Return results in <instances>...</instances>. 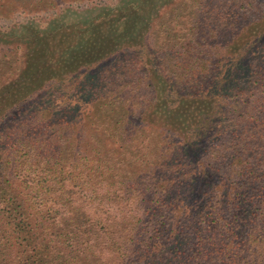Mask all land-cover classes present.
Instances as JSON below:
<instances>
[{
	"label": "trees",
	"instance_id": "1",
	"mask_svg": "<svg viewBox=\"0 0 264 264\" xmlns=\"http://www.w3.org/2000/svg\"><path fill=\"white\" fill-rule=\"evenodd\" d=\"M47 11L0 28V264H264V2L0 0Z\"/></svg>",
	"mask_w": 264,
	"mask_h": 264
},
{
	"label": "rangeland",
	"instance_id": "2",
	"mask_svg": "<svg viewBox=\"0 0 264 264\" xmlns=\"http://www.w3.org/2000/svg\"><path fill=\"white\" fill-rule=\"evenodd\" d=\"M261 2H264V0H261ZM79 4V3H76ZM75 4V5H76ZM257 7V12L261 9L260 6L256 5ZM54 11H47V12H39V13H35V14H21L18 13L16 14L15 17H13V19H8V18H0V28L1 29H6V28H11V25L16 24V22H20L23 20V22H27V21H35L37 24H41L44 26L43 23H45V21L48 20V18H50V16H52ZM257 12H254V14H256ZM255 17H257L258 15H254ZM16 112V111H14Z\"/></svg>",
	"mask_w": 264,
	"mask_h": 264
}]
</instances>
